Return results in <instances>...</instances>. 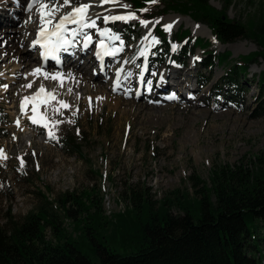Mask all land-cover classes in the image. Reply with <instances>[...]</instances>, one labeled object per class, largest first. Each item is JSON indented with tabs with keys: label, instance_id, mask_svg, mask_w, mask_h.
<instances>
[{
	"label": "rangeland",
	"instance_id": "374dc122",
	"mask_svg": "<svg viewBox=\"0 0 264 264\" xmlns=\"http://www.w3.org/2000/svg\"><path fill=\"white\" fill-rule=\"evenodd\" d=\"M16 1L7 0V4L2 5L3 0H0V15L5 14L13 23L5 22V18L0 17V33L13 29L14 26L15 29L24 30L23 35H26V27L30 25L34 31L29 42L38 29L32 19L36 7L26 14H20L17 9L22 11L32 0H24L18 7ZM56 2L62 4V0ZM123 2L129 4L130 9L114 8L109 4L98 6L96 13L103 16L133 11L128 0ZM73 3L82 2L73 0ZM210 3L218 9L227 4L229 6L227 0H210ZM261 6H264V0H233L228 16L245 21ZM69 11L70 6H62L57 14ZM24 15H30L31 19L26 24L22 19ZM156 20L160 23H150L147 28H134L129 34L126 29L134 21L105 24L101 19L97 20L99 28H111L123 41V44L113 41V48L122 50L109 58L107 71L101 72L102 75L97 73V67H93L94 62H89L90 56L85 55L82 62L86 66H81V60L74 58L70 60L74 65L67 63L61 67H43L38 58L35 60L31 55L22 54L20 61L13 53L2 62L9 54L11 45H7V39H1L0 47L7 51L1 54L0 50V104L6 112L0 123V128H3L0 133V148L4 149L8 158L0 159V227L10 218L20 222L30 212L47 210L59 217L67 235L78 243L84 254L97 263L93 243L83 237V223L75 227L74 220L62 209L60 200H66L69 196L72 205L68 204L67 208L73 206L70 195L79 197L86 204L90 200L84 194L102 202L104 225L103 228L97 227L99 240L118 253L129 254L136 250L141 241L139 233L131 232L136 235L133 243L121 248L122 238L116 232L113 214L124 213L130 207L126 197L130 189L157 202L159 207L160 202L165 199L174 200L173 194L177 190L180 191L179 195L188 194L191 199L195 198V181L192 178L208 180L209 173L215 166H252L258 162L256 158L264 159V118L252 120L250 117L259 88L253 76L264 70V63L250 68L246 84L252 89L244 95V109H240L228 99L218 101L214 96L212 86L224 72L222 69L205 71V48L187 56V60L184 57L182 61L186 65L182 67L180 63L172 62L170 55L166 56L164 50L157 54V50L161 51L157 47L164 43L160 41L154 28L160 25L164 29L165 24L175 22L171 32L165 31L171 38L184 26L190 29L194 37L209 39V48L216 54L230 51L232 58L228 65L234 64L239 56L255 51V45L248 41L221 45L205 25L178 14H168ZM197 25L201 26L199 31ZM85 31L92 35L96 47L99 32L96 29ZM149 32L160 42L149 47L146 57L140 56V50L150 43V40H144ZM11 33L10 31L9 34ZM83 43V37H77L74 41L75 50ZM13 44L19 51L24 50L16 40ZM29 63L33 67L28 66ZM26 66L27 69L24 68ZM37 67L51 73L62 72L64 86L56 85V81H42L41 77L29 75V82L35 83L32 89H25L23 85L29 82H23L24 70H29V74ZM121 68L124 71L120 75L128 72L133 75L117 87V72ZM84 69H88L87 72ZM213 72L215 77L210 86H199V78L202 75L212 76ZM85 79L87 82L81 89L80 80ZM41 83L47 90H54L57 100H64L71 105L68 109L61 108L62 115H55V119L63 121L58 130H55L58 141L49 140L46 130L42 126L33 125L28 116L21 112L23 97L33 95ZM149 83L152 85L151 91L148 90ZM5 84L8 85L7 88L4 87ZM90 85L93 88L92 94L87 90ZM69 88L72 89L71 92H68ZM166 89L171 90L164 92ZM173 95L176 98L169 99ZM98 97L104 99L97 100ZM55 107L59 105L52 101L51 104H41L40 111L52 116V108ZM31 108L32 105L29 104L28 115L32 114ZM18 118L21 121L20 127L15 123ZM72 138L81 146L82 153H78L72 146ZM19 157H23L25 161L23 171L18 170L21 167ZM171 213L177 216L181 214V210L173 206ZM46 236L49 242L57 243L51 229H47Z\"/></svg>",
	"mask_w": 264,
	"mask_h": 264
},
{
	"label": "trees",
	"instance_id": "16d2710c",
	"mask_svg": "<svg viewBox=\"0 0 264 264\" xmlns=\"http://www.w3.org/2000/svg\"><path fill=\"white\" fill-rule=\"evenodd\" d=\"M128 1L142 19L154 21L168 14H178L207 26L221 45L238 41L254 44L255 51L239 56L234 64L228 65L232 58L230 51L216 54L209 48V39L194 37L184 26L171 38L160 25L154 28L164 43L157 47L161 50H157V54L164 50L170 60L182 66L186 65L182 61L184 57L187 60V56L205 48V71L222 69L224 72L212 86L214 96L218 101L228 99L244 109V95L252 89L246 84L250 68L264 63V6L241 21L228 16L233 0H227L229 6L221 9L212 6L210 0H158L155 5L148 0ZM144 8L148 11H141ZM142 26L134 21L126 33ZM211 75H202L199 86H210L214 72ZM253 80L259 88L250 117L258 120L264 118V70L253 76ZM5 113L0 104V123ZM71 141L77 152L82 153L81 146L73 138ZM256 159L258 162L252 166H215L208 180L192 178L195 198L191 199L188 194L179 195L177 190L173 194L174 200L165 199L159 207L157 202L130 189L126 193L130 207L125 213L114 214L113 218L116 232L122 238L121 248L133 243L136 235L131 232L139 233L141 241L133 253H118L99 240L97 227L103 228L104 225L102 202L84 194L90 200L86 204L79 197L70 195L72 208H67L68 204L72 205L69 196L60 200L61 207L74 220L75 227L83 223V237L93 243L97 263L72 241L56 214L40 210L30 212L20 222L10 218L0 227V264H264V159ZM173 206L181 210L180 215L171 213ZM47 229H51L56 244L48 241Z\"/></svg>",
	"mask_w": 264,
	"mask_h": 264
},
{
	"label": "snow or ice",
	"instance_id": "6c2138e0",
	"mask_svg": "<svg viewBox=\"0 0 264 264\" xmlns=\"http://www.w3.org/2000/svg\"><path fill=\"white\" fill-rule=\"evenodd\" d=\"M19 0H17V3ZM99 6L103 7L104 5L111 4L114 8L119 7L123 8L125 10L130 9V5L127 3H124L123 0H97ZM148 3L155 5L158 3V0H148ZM36 7V11L39 14V22H40V30L38 33V38L33 41L32 46L40 45L44 51L42 53L45 60L49 57H52L53 59L59 61L58 53L61 50L67 51L69 46H74V41L77 37H83L84 41V47L88 48L89 44L92 42L93 37L88 32H86V29H96L97 32H99V35L101 37H106L109 41H120L121 44H123V41L121 40V37L113 32L111 28H104L101 29L97 26V20L101 19L103 23L107 24L109 22H130V21H138L141 25H143L145 28L149 26L150 23H157L159 24L160 21H149L147 19H142L140 16L137 15L135 11H126L125 14H109V15H103L101 16L99 13L92 14V9L95 5L92 3H79L74 4L73 0H62V4H58L56 0H32L31 4L28 5V11H32L33 7ZM62 6H70L71 11L61 15L59 17L58 22L54 21L56 20V14L61 11ZM143 12H147L148 9L144 8L141 9ZM172 23H167L164 25L165 31L171 32L173 28ZM69 25H75L76 27H73L69 29ZM51 26V27H50ZM199 27V25H197ZM71 35V39L68 38V35ZM145 41H149L150 43L146 45L144 48L140 50L139 55L146 57L149 51V47L152 44H158L160 41L156 39L155 36L152 35L151 32H149L148 35L144 37ZM99 51L96 52L97 57L103 59L106 55H115L117 51H121L122 49L119 48H109L105 44V40L101 39L99 41ZM124 63H129V61H124ZM145 70H147L145 68ZM124 70L121 68L117 72V79H116V86L119 87L121 80H120V73ZM2 75V74H0ZM28 75L33 77H43L44 80H52V81H59L60 85L62 86L64 83V74L62 72H48L44 71L41 67L35 68L31 73ZM71 76V74H68ZM132 72H128L127 76H132ZM143 76V74H141ZM35 81H31L27 83L26 85H23L25 89H32L33 84ZM5 88L8 87V85H4ZM148 90H152L151 83L148 84ZM72 89H68V92H71ZM176 96H170L169 99H175ZM97 100H103V97L96 98ZM52 101H56L59 107L52 108V116L47 115L46 113H42L40 111L41 104H51ZM31 104V115H28V105ZM89 104H92V98H89ZM21 112L24 115L28 116L29 121L33 125L42 126L46 132L49 140L52 141H58V136L56 134L55 130H58V126L63 123L62 120L55 119L56 114L62 115L61 112L62 109H68L71 107L69 103H67L64 100H57L54 90H47L45 85L41 83L38 90L33 95H26L23 97L21 101ZM47 111V110H46ZM79 109H77V112ZM75 115V113H73ZM72 121H69L71 123ZM17 127L21 126V121L18 118L15 121ZM15 138V137H14ZM35 155V153H33ZM8 157L4 151V149L0 148V159L6 160ZM20 160V169L19 171H23L25 167V161L23 157L18 158ZM37 167H39L37 165Z\"/></svg>",
	"mask_w": 264,
	"mask_h": 264
},
{
	"label": "bare ground",
	"instance_id": "6f19581e",
	"mask_svg": "<svg viewBox=\"0 0 264 264\" xmlns=\"http://www.w3.org/2000/svg\"><path fill=\"white\" fill-rule=\"evenodd\" d=\"M13 1V0H12ZM23 1L24 0H19V2L17 3V1L15 2L16 3V6L18 7V5H22V3H23ZM7 2V0H3V2H1L2 3V5L3 4H7L6 3ZM8 2H9V0H8ZM81 2L82 3H85V2H87V3H92L93 5H95L94 7H93V9H92V14H95L96 12H97V7L99 6V4H98V2H97V0H81ZM30 4V3H29ZM28 4V5H29ZM59 4V3H58ZM18 11H19V13L20 14H26L27 12H29L28 11V6L27 7H23L22 8V11L20 10V8H18L17 9ZM21 11V12H20ZM33 13H35V16H31L32 17V19L34 20V24L37 26V28L38 29H40V22H39V14H38V12L36 11V8L33 10ZM63 14H65V13H63ZM63 14H61V15H63ZM61 15H59V14H56V20L54 21V23L55 22H58V20H59V17L61 16ZM6 16H7V14H6ZM28 15H24L23 16V18L22 19H24L23 20V22H25V24L26 23H28V21H30L31 19H30V15L27 17ZM0 17H2V18H5V22H9V23H12L11 22V19H8L7 17H5V14L4 15H0ZM26 17V18H25ZM10 20V21H9ZM13 24V23H12ZM13 27V29H7V30H5V31H3V33L1 34L0 33V41H2L1 39H7V45H11V49L9 50L10 52H9V54L7 55V56H5L4 58H3V61L2 62H4L5 60H6V57H9V55L10 56H12V53H13V56H15V54H16V56L18 57V59L21 61V55L23 54V55H25V56H29V55H31L32 56V58H34L35 57V60H37L36 58H38V56H37V54L35 55V53L33 54V51H34V49H33V46H32V44H33V41L35 40V38H36V33H35V35H33V37H32V39L28 42V39L29 38H31V36H32V33H33V31H34V29H32V26H30V25H27V27H26V31H27V33H26V35H23V33H24V30H19V29H15L14 28V26H12ZM51 27V26H50ZM197 27V26H196ZM201 28V26H199V27H197V29H198V31H199V29ZM202 28H204V27H202ZM12 32L11 34H9V32ZM20 35V36H19ZM4 36V38H2ZM68 38L69 39H71V35H70V33H69V35H68ZM100 40L101 39H104L105 40V42H109L110 44H112L113 43V41H109L106 37H101V36H99L98 37ZM15 40L17 41V43H18V45L19 46H23V48H24V50L23 51H19L18 50V48H17V46L16 45H14L13 43L15 42ZM99 41V40H98ZM114 44V43H113ZM113 44H112V48H113ZM30 46V47H29ZM235 48H238V46H235ZM0 50H2V53L1 54H3V53H5V50L6 49H4L3 47H0ZM74 50V47L73 46H71L69 49H68V51H73ZM78 50H79V48H78ZM86 50V49H85ZM7 51V50H6ZM75 51V50H74ZM1 52V51H0ZM117 53V52H116ZM62 57H64V60H63V64H67V63H71L72 65H74V63L73 62H71L70 60H73L74 58H77V60L79 59V60H81V66H84L85 65V63H83L82 61H83V51L81 50V51H79V52H74V54H72V55H68V54H64ZM40 58V57H39ZM62 59V58H61ZM76 60V61H77ZM75 61V62H76ZM48 64L50 63V62H47ZM40 64H43V62L40 60ZM84 64V65H83ZM92 64V63H91ZM76 65V64H75ZM77 65H79V63H77ZM76 65V66H77ZM89 65V64H88ZM93 65V67H98L97 69H98V72L97 73H99V74H101V71H100V68H99V66L97 65V63L96 64H92ZM28 66H32L30 63L28 64ZM86 66V65H85ZM33 67V66H32ZM24 68H26L27 69V66L26 67H24ZM85 68H88V67H85ZM79 69H80V67H79ZM86 70H88V69H86ZM85 69L83 70L84 72H87ZM107 71V70H106ZM105 71V72H106ZM28 72H29V70H24V76H25V78H24V81L23 82H29V75H28ZM169 72V71H168ZM102 75V74H101ZM23 76V75H22ZM21 77V76H20ZM178 77H179V75H178ZM23 78V77H22ZM127 78H128V76H127V74H125V75H120V80H121V82L122 81H124V80H127ZM41 80L42 81H44V78L43 77H41ZM81 81V84H79V86L81 87V89H82V87H83V85H84V83H86L87 81H86V79H85V81H83V80H80ZM161 81H162V79H161ZM75 83H72V85H74ZM56 85H59V86H61L60 85V83H59V81H56ZM64 86V83H63V85H62V87ZM187 88H189L188 86H187ZM102 89V88H101ZM88 93L89 94H92V91H93V88H92V85H90L89 87H88ZM169 90H171V89H166L164 92H166V91H169ZM28 111H29V109H28Z\"/></svg>",
	"mask_w": 264,
	"mask_h": 264
}]
</instances>
